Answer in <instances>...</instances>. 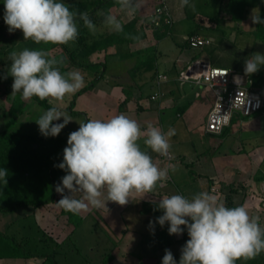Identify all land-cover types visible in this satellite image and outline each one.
I'll use <instances>...</instances> for the list:
<instances>
[{
    "label": "clouds",
    "instance_id": "9594fccd",
    "mask_svg": "<svg viewBox=\"0 0 264 264\" xmlns=\"http://www.w3.org/2000/svg\"><path fill=\"white\" fill-rule=\"evenodd\" d=\"M117 3L128 16H135L142 7V0H117ZM185 6L195 10L190 0H181V7ZM97 15L103 17V24L110 31L124 32L116 15L103 11ZM3 18L9 33L20 30L23 40L37 45H67L75 41L79 21L90 33L96 32L89 13L70 8L64 0H4ZM249 19L253 25H264L259 9H253ZM8 59L10 67L0 79L10 75L12 94L20 93L24 100L38 97L49 103L63 101L66 95L84 87V78L78 70L62 73L63 60L50 58L45 50H13ZM261 66L264 54H251L245 60L244 75L257 73ZM61 118L62 123H53ZM70 121L67 112L53 106L35 122L42 135L56 137ZM173 135L174 129L164 132L151 123L142 130L136 120L125 114L80 122L78 130L68 135L63 161L54 165L66 173L55 186L61 195L57 206L78 215L104 209L108 201L124 206L133 197L154 194L176 166L168 163L160 167L148 151L142 150L139 141L143 137L147 149L171 160ZM7 175L8 170L0 168V182L4 185ZM157 209L163 215L149 222L153 231L155 223L161 227L167 223L169 235L180 236L187 230L189 239L180 250L179 264H236L238 260H253L264 252V227L259 217L251 216L245 206L227 207L215 195L202 191L190 199L181 194L165 195L156 204L154 210ZM162 264H177L171 250L165 249Z\"/></svg>",
    "mask_w": 264,
    "mask_h": 264
},
{
    "label": "crops",
    "instance_id": "0c3cea01",
    "mask_svg": "<svg viewBox=\"0 0 264 264\" xmlns=\"http://www.w3.org/2000/svg\"><path fill=\"white\" fill-rule=\"evenodd\" d=\"M158 3L159 0H142V7L134 16L138 18L137 28H142L144 22H147L146 27L148 28L155 25L152 15ZM152 4H156V6ZM169 6L174 20L173 28L175 29L176 25L186 19L183 11L185 7H181V0H169ZM130 20L128 19L122 24L124 25ZM246 22L247 19L242 23ZM161 26L165 30L162 24ZM255 28L251 27L250 30L245 27L238 29L242 38L241 42H251L249 51L239 46L241 48L240 53L246 59L250 56L253 46H258V40L253 35ZM160 30V26H155V33L153 34L149 30H142L141 33H144L146 38L137 45L128 47L125 51H113L118 47H112L107 51L105 54L107 59L115 60L111 65L113 69L110 71L114 80H109L111 76L107 74L106 78L99 82L96 87L77 99L76 110L84 114L82 117L87 120H106L114 115L125 114L136 120L141 125L142 130L147 127L148 123H151L164 131L165 112L180 109L189 104L186 112L182 115L179 114L181 117H185L188 125L194 120L197 111L206 112L207 119L213 104L212 96L204 92L201 93L199 99L204 100L202 107L200 103L190 101L188 93L183 88L185 84L189 83L184 84L178 76L180 77L183 70L198 60L210 61L204 58L198 59L195 55H191L192 50L188 47L184 49L179 47L180 54L177 60L174 64H169L158 49L159 42L162 41L159 39H157V50L153 55V51H149V49H154L156 46H149L147 43L151 41L152 37L155 38L165 33L164 31V33H160ZM177 33L175 32L176 35ZM170 36L171 33L164 39ZM187 38L185 37V39ZM261 52L264 54V45ZM147 56L156 59V76L153 77V72H150L135 76L136 78L133 79L128 72L132 73L133 69L144 62ZM91 60L94 62L93 57ZM245 60L239 62V66L234 67L233 71H242ZM215 67L227 68L223 65ZM227 69L232 70L231 68ZM107 71L109 73L108 66ZM260 71L264 74V67ZM126 75L129 79L126 78ZM160 76L166 78L161 88L158 86ZM146 88L151 90L148 96L143 92ZM160 90L164 92V96L154 100L153 96L157 95ZM228 133L227 137H222V135H212L206 133L205 130L203 131L204 135L219 140L218 151L212 156L207 155L210 149L204 145L200 155V152L196 150L194 152H180V154L177 152L173 156L174 159L171 160L152 153L150 149L144 146V138H141L139 144L142 150L148 151L154 162L158 163L160 167L171 163L176 166V170L169 171V178L163 182L162 186H157L154 194L149 193L143 198L133 197L124 206L108 201L104 209H92L80 213L86 220L93 219L94 223L104 230L110 245L108 254L111 255L110 259L107 258V264H162L165 249L171 250L177 264H179L180 250L189 239L187 230L185 229L182 235L176 236L168 234L169 225L167 223L163 227L155 223L154 231L149 227L150 221L155 222L157 217L163 215L162 210L154 209L165 195L181 194L190 199L198 192H208L215 195L218 201L227 207L245 206L251 216L259 217V223L261 227H264V111L251 118L235 120L228 128ZM191 172L197 174L198 178L193 179ZM59 183H61L60 180ZM212 188H217L218 192H212ZM76 196L78 198L80 194L77 193ZM55 206L57 207L54 204L34 210L32 216L36 219L37 225L48 236L57 243H63L72 236L74 227L68 224V221H66L68 225L62 223L66 217L61 215V209L58 214H54ZM263 256L264 252L257 256L259 258L257 261L250 264H264V261L261 262ZM0 264L51 263H44L43 259L34 258L0 259ZM86 264H90V262L88 261ZM95 264H105L104 258ZM236 264H249V261L238 260Z\"/></svg>",
    "mask_w": 264,
    "mask_h": 264
},
{
    "label": "trees",
    "instance_id": "16d2710c",
    "mask_svg": "<svg viewBox=\"0 0 264 264\" xmlns=\"http://www.w3.org/2000/svg\"><path fill=\"white\" fill-rule=\"evenodd\" d=\"M220 4L226 3V8L231 16V20L236 23L243 22L247 17V11L250 6H257L255 0H216ZM71 6L80 11H87L96 25H103V17H97L99 11L111 13V8L118 5L117 0H90L87 2L72 3L67 0ZM260 15L264 18V2L261 0ZM100 19V21H99ZM217 17L211 18L215 21ZM138 18L134 17L128 23L124 24L123 33H115L108 31L98 37L89 39L90 32L83 26V22H78L79 35L75 41H71L75 45L72 48L69 43L67 45H57L63 49L61 60L63 64L60 66L62 73L71 71L72 69L80 70L86 84L83 88L73 95L70 105L66 111L73 116H82L83 113L76 110L77 99L88 91L97 86L99 82L104 80L107 75V64L93 62L91 58L94 55L106 54L112 47H131L137 45L146 38L144 33H137ZM174 30L165 26V33L157 38L163 40ZM217 32L204 27H196L189 32V38L193 36L211 37L203 35L202 31ZM157 32V31H156ZM253 35L256 40L264 43V25H257ZM188 41V40H187ZM189 43L186 42V46ZM37 44L29 41L23 45L22 49L37 50ZM55 48V46L53 47ZM153 49H149V51ZM13 51V50H11ZM16 51V50H15ZM107 60V56L106 59ZM153 72L156 76L157 66L156 59L147 56L146 60L138 67L133 69L132 77L145 75ZM244 74V71H240ZM4 74L0 69V75ZM253 81L254 86L264 89V74L258 71L252 75H248ZM2 79H0V82ZM13 82V78L8 76L4 79L6 85ZM32 100L40 107L48 110L54 105L49 100L41 101L38 97ZM26 103L21 94L14 95L11 107L8 111L10 120H18L25 113ZM189 104L180 108V114H184L189 108ZM235 121V120H234ZM233 121V122H234ZM229 128V127H228ZM228 128L222 134V137L228 136ZM67 146V138L61 136H48L25 134L17 131H6L0 129V168L7 169V184L0 182V214L8 215L17 213L20 210H38L50 205H57L56 202L61 199V195L55 191V186L59 181L60 170L54 165H58L63 161V149ZM61 209V215L68 218V222L73 225V233L81 228L85 223L80 214H73ZM30 218L25 216L23 219ZM17 222V220L15 221ZM36 232L33 228L29 235L16 234L9 232L10 226L6 231H0V259H43L44 263L60 264L58 257L65 254L64 246L71 240L68 237L63 243H57L52 237L48 236L38 225ZM263 253V252H262ZM110 254H106L104 262L107 264V258ZM255 258L252 262L257 261ZM250 261V260H249ZM251 261L249 262L252 263ZM88 263L86 260L84 264Z\"/></svg>",
    "mask_w": 264,
    "mask_h": 264
},
{
    "label": "rangeland",
    "instance_id": "374dc122",
    "mask_svg": "<svg viewBox=\"0 0 264 264\" xmlns=\"http://www.w3.org/2000/svg\"><path fill=\"white\" fill-rule=\"evenodd\" d=\"M72 3L77 2H87L90 0H72ZM258 4L257 6H250L247 11V22L246 23H236L231 20V16L228 13L226 8V3L220 4L219 1L216 0H190L191 3L195 4V10L193 11L191 8L185 6L184 15L186 19L184 22L176 25L175 29L171 32V36L160 41L158 49L162 52L164 56V60L166 59L169 64H174L177 60V57L180 54V48H189L186 46L187 39L189 38V32L198 27H204L206 29H212L217 32H208L207 30L202 31L203 35H210L213 40V44L211 47H208L202 51H194L190 52L191 55H195L198 59H207L211 62L213 66H227V68H231L233 71L234 67L239 66V62H243L246 58L240 53L241 48L247 49L250 48L251 42H241L242 38L239 35L238 29L245 27L246 29H251L256 27L257 25H253L249 19L253 9H259L261 6V0H255ZM70 8H73L67 0H64ZM156 3V1H155ZM153 6L156 4H152ZM111 14L116 15L117 19L121 21V23L127 22L128 19H133L134 16H128L125 13L121 12L119 9V5L111 8ZM100 12V11H99ZM154 15V13H153ZM152 15V18L154 17ZM4 0H0V69L4 74L7 73L8 68L10 67L11 61L8 59V55L11 50L21 51L23 45L28 43L30 40H23V33L20 30H16L13 33H9L8 26L4 22ZM97 17L101 18V16L97 15ZM141 17V16H139ZM217 17L215 21L211 20V18ZM144 18V17H143ZM142 19V18H141ZM145 19V18H144ZM100 21V19H99ZM244 22V21H243ZM146 23H143L142 28H136L137 33H141L142 30H149L150 33H155V25H151V29L146 27ZM245 24V25H244ZM244 25V26H242ZM160 26V33H164L165 30ZM109 30L108 27L103 25H96L95 34H90L89 39L92 40L95 37H98L102 34L107 33ZM153 31V32H152ZM164 31V32H163ZM175 32H178L177 35ZM162 35V34H161ZM185 37H188L185 39ZM157 37L151 39L147 45L156 46ZM69 45L74 48L75 45L69 42ZM257 45L253 46V49L250 51V55L256 52H261L262 47L264 45L263 42L258 41ZM55 46V48H53ZM241 48H240V47ZM260 46V47H259ZM180 47V48H179ZM37 49H42L48 52V56L50 58H56L57 60H61V55L63 49L61 47H57V45H37ZM126 46L118 47L113 51H125ZM34 50V49H33ZM156 48L153 49V55H155ZM254 51V52H253ZM244 58V59H243ZM105 54H100L93 56L94 62L105 63L108 66L109 73H107L111 78L109 80H114L113 75H111L110 71L113 69L111 66L114 59L108 58L107 60ZM264 67V66H263ZM260 67V70L263 68ZM61 70V69H60ZM77 70V69H72ZM71 70V71H72ZM62 71V70H61ZM80 72V70H78ZM108 72V71H107ZM81 73V72H80ZM128 74L132 77L134 74ZM10 76V75H9ZM83 76V75H82ZM127 79H129L128 75H126ZM116 77V76H115ZM145 77V76H144ZM84 78V77H83ZM146 78V77H145ZM179 78V76H178ZM13 82L6 85L4 83V79L0 82V129L6 131H17L25 134H33V135H42L39 131V126L35 122L45 111L42 107H40L36 102L32 100H24L26 103L25 113L18 120H10L8 117V111L12 104V99L14 95L12 94V85ZM86 84L84 80V85ZM185 84V83H184ZM83 88V87H82ZM185 91L188 93L189 100L200 103L201 107L203 106L204 100L197 98V93H203L204 90L200 89L199 86H196L193 83L185 84ZM157 91V90H156ZM146 96L151 93V90H144ZM20 94V93H16ZM15 94V95H16ZM74 94L66 95L63 101H55L53 100L51 103L57 107L61 111H66L67 107L70 105L71 100L73 99ZM68 113V112H67ZM206 112L197 111L194 120L189 125L186 122L185 117H181L180 109H174L173 111L165 112L166 116H164V132H167L170 128L175 130V135L170 137L171 143V153L174 156L177 152H200L202 153V148L205 145L207 149H210L207 155H214L219 148V140L218 138H210L203 134V131L206 128ZM69 114V113H68ZM72 118L70 121L59 133L58 136L68 138V135L78 130L80 122H87L88 120L82 116H73L69 114ZM63 118L59 121H54L53 123H62ZM203 145H202V144ZM202 145V146H201ZM264 170V169H263ZM264 172V171H263ZM64 170H60L59 180L65 175ZM191 177L193 179H197V174L191 172ZM56 207V206H55ZM54 207V208H55ZM58 207V206H57ZM54 209V214L60 212V207ZM25 216L30 217L23 219ZM60 217V216H59ZM65 217V216H64ZM17 220V222H15ZM65 220V221H64ZM68 218L63 219V224L68 225L70 223H66ZM36 219L32 216L31 210H20L14 214L3 215L0 214V231H6L9 226L10 234H16L19 236L29 235L32 233L33 228L34 232H36ZM73 226V225H72ZM65 254L58 257V261L60 264H84L85 261H89L90 264H95L96 262L103 259L108 253V249H110V245L108 243V239L104 230L101 229L98 225H96L93 219H87L83 226L79 228L75 234L71 237L65 246ZM252 262V260H250ZM249 261V262H250ZM264 261V256L262 257L261 262ZM76 262V263H75ZM253 263V262H252Z\"/></svg>",
    "mask_w": 264,
    "mask_h": 264
},
{
    "label": "built area",
    "instance_id": "2783aa9c",
    "mask_svg": "<svg viewBox=\"0 0 264 264\" xmlns=\"http://www.w3.org/2000/svg\"><path fill=\"white\" fill-rule=\"evenodd\" d=\"M156 27L174 25L169 0H159L154 11ZM189 48L202 51L211 47L213 40L204 36H193L187 39ZM179 80L183 83H193L212 96L213 104L208 113L205 131L208 134L220 136L230 127L234 120L251 118L264 111V89L254 86L250 77L227 68L213 66L205 60H198L180 73ZM166 81L164 76L158 78L161 88ZM164 92L153 96L154 100L161 99ZM201 97V93L197 94ZM212 192H218L212 188Z\"/></svg>",
    "mask_w": 264,
    "mask_h": 264
}]
</instances>
